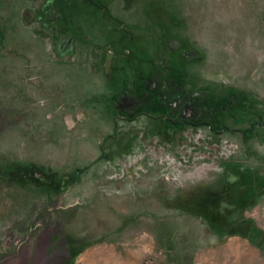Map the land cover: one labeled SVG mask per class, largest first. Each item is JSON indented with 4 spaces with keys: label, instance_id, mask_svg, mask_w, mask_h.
<instances>
[{
    "label": "rangeland",
    "instance_id": "rangeland-1",
    "mask_svg": "<svg viewBox=\"0 0 264 264\" xmlns=\"http://www.w3.org/2000/svg\"><path fill=\"white\" fill-rule=\"evenodd\" d=\"M0 264H264V0H0Z\"/></svg>",
    "mask_w": 264,
    "mask_h": 264
},
{
    "label": "trees",
    "instance_id": "trees-1",
    "mask_svg": "<svg viewBox=\"0 0 264 264\" xmlns=\"http://www.w3.org/2000/svg\"><path fill=\"white\" fill-rule=\"evenodd\" d=\"M167 90L169 91L171 97L184 95L182 93V90L176 86L175 82H169L167 85ZM189 98L201 100L204 105V109L207 110V112H203V114H201V117L212 127V123L215 122V117L220 113H226L232 123L234 125H237L240 119L237 115L238 106L243 103L245 95L231 94L224 104H217L211 98L206 97L204 94H197L194 96H190ZM160 102L164 103L163 100H160Z\"/></svg>",
    "mask_w": 264,
    "mask_h": 264
},
{
    "label": "flooded vegetation",
    "instance_id": "flooded-vegetation-1",
    "mask_svg": "<svg viewBox=\"0 0 264 264\" xmlns=\"http://www.w3.org/2000/svg\"><path fill=\"white\" fill-rule=\"evenodd\" d=\"M182 90V93L184 95H179L176 97H171L169 94V91L167 90L166 96L163 97L164 104L166 103V98L171 97L172 102L171 106L179 113L178 115V123H187V124H193V125H207L208 127H211L207 121L202 119L201 114L203 112H207V110L204 109V105L201 102V100L197 99H190V96H194L197 94H204L207 95L205 92H194L193 94H190L188 91H186L182 86L179 87ZM186 96V97H185ZM207 97V96H206ZM209 98V97H208ZM217 117V116H216ZM215 117V119H216ZM215 125V122L212 123ZM213 127V125H212Z\"/></svg>",
    "mask_w": 264,
    "mask_h": 264
}]
</instances>
